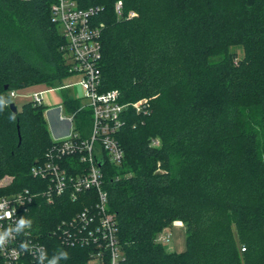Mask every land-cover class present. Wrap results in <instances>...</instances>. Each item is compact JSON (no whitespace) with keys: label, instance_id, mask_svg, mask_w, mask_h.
I'll use <instances>...</instances> for the list:
<instances>
[{"label":"trees","instance_id":"trees-1","mask_svg":"<svg viewBox=\"0 0 264 264\" xmlns=\"http://www.w3.org/2000/svg\"><path fill=\"white\" fill-rule=\"evenodd\" d=\"M74 1L102 9L101 92L149 99L146 113L131 111L117 135L122 164L104 166L119 264H264V0ZM54 2L0 0V99L56 88L73 74ZM63 105L87 137L91 112L80 111L77 98L65 96ZM46 110L34 101L17 114L5 103L0 110V179L12 178L0 197L46 186L30 173L53 146ZM84 205L37 197L26 216L49 256L69 253L61 264L88 261V249L52 234ZM175 221L186 230L180 253L157 241Z\"/></svg>","mask_w":264,"mask_h":264},{"label":"built area","instance_id":"built-area-1","mask_svg":"<svg viewBox=\"0 0 264 264\" xmlns=\"http://www.w3.org/2000/svg\"><path fill=\"white\" fill-rule=\"evenodd\" d=\"M101 11L100 7L82 9L74 0H55L52 4V18L65 39L63 50L68 56L70 71L81 76L78 85L88 105L80 106L79 110L91 112L90 133L87 137L76 133L75 126H71L75 114L70 113L69 118H64L59 111V119L70 124L71 133L67 126L64 127L65 135L53 139V146L45 159L36 163L30 172L32 177L44 181L46 186L34 190L25 188L1 196L0 226L7 227L19 217H26L37 197H43L49 204L61 198L73 203L81 202L85 204L84 208L58 223L52 234L65 246L88 249L86 264H119L123 259V249L116 217L108 207L104 166L118 167L122 164L124 151L117 135L127 125L131 111L146 113L149 99L122 102L116 90L101 92L103 24L97 22ZM115 13L120 19L124 17L121 1L116 3ZM134 15L131 11L127 17ZM53 89L33 93L29 101L43 104V94ZM150 145L158 147L160 141L153 139ZM10 210L13 215L9 218L4 213ZM172 226L184 225L181 221H175ZM170 228L159 235V243H169ZM25 240L46 249L40 235L31 228L27 234L16 236L4 249H0L4 264H36L34 254L22 252L19 248Z\"/></svg>","mask_w":264,"mask_h":264},{"label":"rangeland","instance_id":"rangeland-1","mask_svg":"<svg viewBox=\"0 0 264 264\" xmlns=\"http://www.w3.org/2000/svg\"><path fill=\"white\" fill-rule=\"evenodd\" d=\"M81 80V76L78 74H72L63 79V81L58 85V87L54 88L53 91L48 92L45 96H43V104L46 107H50L54 105V103L59 102L60 99L64 98L65 96H69L70 98H80L81 106H87L88 101L84 99L83 91L81 87L78 85ZM41 87L33 86L27 89L21 90L20 92H15L12 95V101L16 103L18 108L22 106V100L27 102L28 100H32L33 93L40 90ZM60 107V115L64 118H69L70 113L64 106ZM75 123H72V128L75 126ZM67 130L71 133L70 124L67 123ZM48 130L51 134V130L48 124ZM12 182L11 177H4L0 179V187H6ZM170 232V241L169 243H164L163 247L168 252H184L187 249V237H186V230L184 227L180 226H172L169 229Z\"/></svg>","mask_w":264,"mask_h":264},{"label":"clouds","instance_id":"clouds-1","mask_svg":"<svg viewBox=\"0 0 264 264\" xmlns=\"http://www.w3.org/2000/svg\"><path fill=\"white\" fill-rule=\"evenodd\" d=\"M3 105V99H0V110ZM4 215L10 218L13 212L10 210ZM32 226L33 220L25 216L19 217L7 227L0 226V249H4L9 241L15 239L16 236L27 234V230H30ZM19 248L22 252L34 254L36 264H61V261L69 259V253L63 249H59L49 256L47 249L43 246L32 245L28 240L22 241Z\"/></svg>","mask_w":264,"mask_h":264},{"label":"crops","instance_id":"crops-1","mask_svg":"<svg viewBox=\"0 0 264 264\" xmlns=\"http://www.w3.org/2000/svg\"><path fill=\"white\" fill-rule=\"evenodd\" d=\"M37 86L41 87V89L38 90L37 92L45 91V90L48 89V87L45 86V85H37ZM47 93L48 92L44 93L43 96H45ZM82 96L84 97V92H83V95ZM77 99H80V98L77 97ZM22 103L24 104L25 101L22 100ZM60 105L64 106L63 105V98L60 99L59 102L54 103V105H52L50 107L48 106L47 109H49V110L47 112H45V117L47 119V123L49 124L50 130H51V137H52V139L57 138V137H62L66 133L62 129L64 127H66L67 123L64 122V121H61L59 119V111H60L59 110V106ZM182 227H184V226H182Z\"/></svg>","mask_w":264,"mask_h":264},{"label":"water","instance_id":"water-1","mask_svg":"<svg viewBox=\"0 0 264 264\" xmlns=\"http://www.w3.org/2000/svg\"><path fill=\"white\" fill-rule=\"evenodd\" d=\"M3 102L9 106L10 110L12 111V113L17 114L18 113V106L16 105L15 102L12 101V96L7 94V92H5L3 94Z\"/></svg>","mask_w":264,"mask_h":264}]
</instances>
